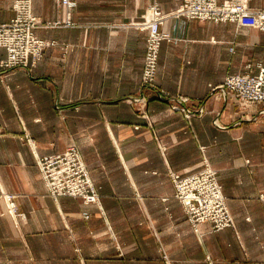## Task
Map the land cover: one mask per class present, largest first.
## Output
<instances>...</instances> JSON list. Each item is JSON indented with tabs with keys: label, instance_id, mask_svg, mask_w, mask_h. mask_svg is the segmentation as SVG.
I'll use <instances>...</instances> for the list:
<instances>
[{
	"label": "crops",
	"instance_id": "1",
	"mask_svg": "<svg viewBox=\"0 0 264 264\" xmlns=\"http://www.w3.org/2000/svg\"><path fill=\"white\" fill-rule=\"evenodd\" d=\"M11 1L0 0V23L13 17ZM74 1L71 25L33 30L56 42L34 66L0 67V264H264V104L238 111L219 88L229 74L264 68V31L249 16L239 27L168 18L159 29L171 39L145 87L147 32L135 23L153 3L168 12L181 0ZM32 12L61 21L66 11L32 0ZM70 145L98 204L46 191L33 151ZM204 160L234 226L203 222L198 234L169 171L194 173Z\"/></svg>",
	"mask_w": 264,
	"mask_h": 264
},
{
	"label": "built area",
	"instance_id": "2",
	"mask_svg": "<svg viewBox=\"0 0 264 264\" xmlns=\"http://www.w3.org/2000/svg\"><path fill=\"white\" fill-rule=\"evenodd\" d=\"M57 2L66 11L64 19L50 23L42 22L33 14L32 0L11 1L14 15L9 21L0 23V48L5 51V57L0 59L1 68L29 69L40 60L44 49L55 45V40L40 39L33 30L42 26L71 25L69 9L74 6L75 1ZM244 16H249L252 25L264 31V6L251 8L248 0H181L177 7L168 12L161 11L155 4L148 6L141 19L135 23L136 28L147 32L141 83L147 87L153 86L159 47L163 40L169 38L159 29L166 19L181 17L215 23L232 22L239 27ZM219 87L230 92L238 104L245 108L254 104H264V68L260 67L256 74L227 75ZM172 108L184 111L182 107L176 105ZM31 149L33 151L32 147ZM33 154L50 197L53 199L62 196L73 197L81 199L83 203L98 204L96 188L75 146L70 145L63 152L53 155L38 156L34 151ZM170 177L174 197L180 202L188 216L187 221L196 231L198 225L203 222H208L212 231L234 226L233 217L213 168L205 164L194 173L187 175L172 173ZM9 205L13 209V204Z\"/></svg>",
	"mask_w": 264,
	"mask_h": 264
},
{
	"label": "rangeland",
	"instance_id": "3",
	"mask_svg": "<svg viewBox=\"0 0 264 264\" xmlns=\"http://www.w3.org/2000/svg\"><path fill=\"white\" fill-rule=\"evenodd\" d=\"M153 4H155V5H157L156 3H153ZM249 4V3H248ZM158 6V5H157ZM159 7V6H158ZM256 9V8H255ZM41 20V19H40ZM42 21V20H41ZM55 21V20H54ZM54 21H42V22H54ZM42 27H46V26H42ZM50 27V26H49ZM162 31V30H161ZM164 32V31H163ZM164 33H166L167 35H168V33L167 32H164ZM168 37H169V35H168ZM171 38L169 37L167 40H170ZM143 66V65H142ZM142 72V71H141ZM156 75V74H155ZM230 75V74H229ZM155 77V76H154ZM226 78V77H225ZM225 78H224V80H225ZM223 80V81H224ZM146 87V86H145ZM237 102V101H236ZM237 109H238V111H246V110H248V108L250 107H244V106H241L240 104H238V102H237ZM188 117V116H187ZM163 148V147H162ZM84 162V161H83ZM205 164H207L208 166H210L208 163H207V161L206 160H204V165ZM203 165V166H204ZM211 167V166H210ZM87 168V167H86ZM212 168V167H211ZM202 169V168H201ZM214 169V168H213ZM88 170V169H87ZM215 170V169H214ZM199 171V170H198ZM216 171V170H215ZM172 173H176V172H174V171H169V176L172 174ZM88 174H89V171H88ZM89 177H90V175H89ZM90 179H91V177H90ZM170 179H171V177H170ZM91 181H92V179H91ZM172 182V181H171ZM92 183H93V181H92ZM219 183V182H218ZM173 184V183H172ZM93 185H94V183H93ZM220 185V184H219ZM95 186V185H94ZM221 186V185H220ZM96 188V187H95ZM96 192H97V189H96ZM97 195H98V203H99V194H98V192H97ZM228 207V206H227ZM182 209H183V207H182ZM183 212H184V214H185V216H186V219L188 218V216H187V214L185 213V211L183 210ZM189 223V222H188ZM189 225H190V227H191V229H192V231L193 232H195V233H198L199 234V230H195V228L189 223Z\"/></svg>",
	"mask_w": 264,
	"mask_h": 264
},
{
	"label": "water",
	"instance_id": "4",
	"mask_svg": "<svg viewBox=\"0 0 264 264\" xmlns=\"http://www.w3.org/2000/svg\"><path fill=\"white\" fill-rule=\"evenodd\" d=\"M223 92L225 91V89L223 87H219ZM214 124L217 125L216 120H214Z\"/></svg>",
	"mask_w": 264,
	"mask_h": 264
}]
</instances>
